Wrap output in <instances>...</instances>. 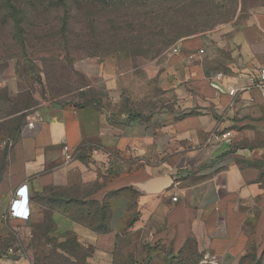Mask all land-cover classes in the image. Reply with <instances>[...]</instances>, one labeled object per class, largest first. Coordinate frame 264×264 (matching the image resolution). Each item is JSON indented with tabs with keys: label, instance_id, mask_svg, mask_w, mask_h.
Masks as SVG:
<instances>
[{
	"label": "crops",
	"instance_id": "0c3cea01",
	"mask_svg": "<svg viewBox=\"0 0 264 264\" xmlns=\"http://www.w3.org/2000/svg\"><path fill=\"white\" fill-rule=\"evenodd\" d=\"M217 46L223 62L213 72L198 61L204 40L185 42L156 75L177 104L143 120L128 123L100 108L68 104L24 114L20 98L7 112L0 106V138L9 141L0 145V167L6 163L0 240L7 249L24 244L35 264L39 239L61 243L73 236L89 254L86 264H115L117 254L142 263L147 244L162 264L184 257L264 264V101L253 90L229 107L227 95L230 86L246 85L239 73L250 76L264 66V14ZM219 73L227 77L213 86ZM4 86L0 80V92ZM182 89L187 94L176 98ZM227 111L234 138L253 143L250 148L221 139L225 124L218 117ZM17 192L23 199L12 205ZM7 249L0 264H27L4 255Z\"/></svg>",
	"mask_w": 264,
	"mask_h": 264
},
{
	"label": "rangeland",
	"instance_id": "374dc122",
	"mask_svg": "<svg viewBox=\"0 0 264 264\" xmlns=\"http://www.w3.org/2000/svg\"><path fill=\"white\" fill-rule=\"evenodd\" d=\"M263 14L264 0H0V106L7 112L19 98L24 114L44 104L93 106L128 123L172 110L177 103L158 87L157 70L185 42L202 39L198 61L218 71L224 50L217 45ZM186 94L182 89L176 98ZM229 113L218 117L225 124L219 134H230V147L250 148L253 143L234 138ZM131 241L136 237L118 245ZM4 244L1 251L10 246ZM23 245L4 255L31 264ZM115 264L129 262L117 254ZM139 264L162 263L150 249Z\"/></svg>",
	"mask_w": 264,
	"mask_h": 264
},
{
	"label": "trees",
	"instance_id": "16d2710c",
	"mask_svg": "<svg viewBox=\"0 0 264 264\" xmlns=\"http://www.w3.org/2000/svg\"><path fill=\"white\" fill-rule=\"evenodd\" d=\"M87 107V106H81ZM20 120V117H17ZM7 142L3 140V143ZM9 143V141H8ZM6 163H2L0 167V182L3 179V174L5 171ZM106 210V208H104ZM107 211V210H106ZM52 228L51 225L47 227V229ZM43 242V243H40ZM41 244L45 245L44 250H39ZM6 247V244L2 245ZM35 264H86V260L89 257V254L86 251H83L80 244L78 243V239L76 237L70 236L64 242L59 243V241L55 239L46 238L44 241L39 239V241L35 242ZM145 253L146 257L149 256V251L152 248L148 245H145ZM4 248L1 252L6 250ZM145 257V258H146ZM129 264H139L136 261L134 255H129L127 257ZM170 264H199V260L197 258H182L177 263Z\"/></svg>",
	"mask_w": 264,
	"mask_h": 264
},
{
	"label": "built area",
	"instance_id": "2783aa9c",
	"mask_svg": "<svg viewBox=\"0 0 264 264\" xmlns=\"http://www.w3.org/2000/svg\"><path fill=\"white\" fill-rule=\"evenodd\" d=\"M178 51L175 50V53H177ZM227 75L223 74V73H219L216 75L215 78L211 79V84L213 86H216V84L214 82L216 81H220L224 78H226ZM237 80H246V85L242 86V87H234V86H230L227 90V95L232 99V102L230 103L229 107H232L234 98L240 94V93H247L253 90H257L260 93V98L262 101H264V66L260 67L255 74L247 76L246 74H242L239 73L236 76ZM252 101L254 102V99H252ZM31 127L34 128V125L31 124ZM230 136L229 133H225L221 136V139L225 142L228 143L227 139ZM8 141L3 143L4 147L8 146ZM65 150L67 151V153H69L68 155V159H71V155H70V150L69 147L65 146ZM23 196L22 194H20L19 192H17L16 198L13 200L12 205H15L18 201L22 200ZM10 216L11 217H15L16 216V212L13 209V207L10 209ZM11 251V250H10Z\"/></svg>",
	"mask_w": 264,
	"mask_h": 264
},
{
	"label": "water",
	"instance_id": "95a60500",
	"mask_svg": "<svg viewBox=\"0 0 264 264\" xmlns=\"http://www.w3.org/2000/svg\"><path fill=\"white\" fill-rule=\"evenodd\" d=\"M147 185L145 184H137L136 187L140 190H144L146 188Z\"/></svg>",
	"mask_w": 264,
	"mask_h": 264
}]
</instances>
